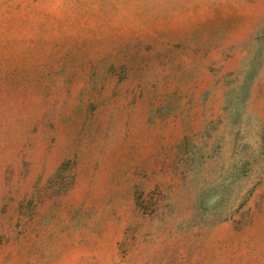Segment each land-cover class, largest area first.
<instances>
[{
    "label": "rangeland",
    "instance_id": "1",
    "mask_svg": "<svg viewBox=\"0 0 264 264\" xmlns=\"http://www.w3.org/2000/svg\"><path fill=\"white\" fill-rule=\"evenodd\" d=\"M0 264H264V0H0Z\"/></svg>",
    "mask_w": 264,
    "mask_h": 264
}]
</instances>
